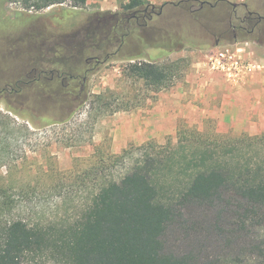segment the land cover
Listing matches in <instances>:
<instances>
[{"label": "rangeland", "instance_id": "374dc122", "mask_svg": "<svg viewBox=\"0 0 264 264\" xmlns=\"http://www.w3.org/2000/svg\"><path fill=\"white\" fill-rule=\"evenodd\" d=\"M178 1L143 0L137 10H147L138 13V20L130 18L128 32L119 31L125 32V38L117 53L105 61L100 57L101 62H87V54L94 51L69 48L61 37H74L88 20L110 14H116L122 24L125 15L135 11L127 6L128 0H85L78 6L66 0L41 10L27 8L18 0H0V89L5 83L30 79L32 73L27 74L33 68L36 72L77 68L80 81L87 72L83 104L67 119L47 126L36 127V96L52 95L50 87L22 86L19 95L10 98L0 92V181L19 186L10 192L15 204L11 216L42 224L77 216L97 185L92 180L95 176L84 184L77 174L90 165L97 147L104 156L147 142L158 149L182 145L190 152L202 148L204 142L213 145L219 137L264 134V118L258 129L247 128L258 132L244 131L247 114L228 99L227 81L202 65L204 53L234 43L264 57L256 44L264 42V23L259 33L247 36L237 20L229 21L228 7L190 13L173 6ZM242 2L264 17V0ZM243 13L238 7L237 15ZM117 45L105 44L96 53H113ZM53 60L58 63L51 64ZM139 60L173 65L171 80L156 89L129 77L127 64ZM94 94L104 95L103 109L92 108ZM123 164L128 163L124 160ZM125 165H111L104 172L114 176ZM183 211V218L167 232L169 250L193 247L203 260L216 264H264L261 227L248 221L241 229L239 210H223L218 218L216 210L192 207ZM23 264L61 263L45 256Z\"/></svg>", "mask_w": 264, "mask_h": 264}, {"label": "trees", "instance_id": "16d2710c", "mask_svg": "<svg viewBox=\"0 0 264 264\" xmlns=\"http://www.w3.org/2000/svg\"><path fill=\"white\" fill-rule=\"evenodd\" d=\"M18 1L41 10L66 0ZM72 2L78 6L85 0ZM142 4L143 0H128L127 6L137 10ZM218 5L229 8V21L237 20L245 35L259 33L264 17L243 3L180 0L173 6L193 13ZM238 7L244 10L241 16L237 15ZM127 17L122 24L116 14L101 20L92 18L74 37L63 35L61 43L94 51L87 54V62H101L100 57L105 61L123 44L125 32L119 31L127 29ZM114 42H118L115 52L96 53ZM172 66L139 60L129 62L125 71L129 77L159 89L171 80ZM86 74L80 81L77 68L36 72V85L52 91L47 97L36 96V127L63 121L83 104ZM105 100L102 94L92 95V108L103 109ZM90 160L77 178L86 184L95 176V192L77 216L60 223H33L11 216L15 204L10 192L19 186L0 181V264H23L45 256L61 264H216L203 260L193 247L182 252L167 247L170 226L183 218V210L192 207L216 210V218L223 210H239L241 229L252 221L264 234V134L219 137L213 145L204 142L202 148L190 152L182 145L158 149L147 142L104 156L103 149L97 147ZM118 163L125 166L117 175L104 172Z\"/></svg>", "mask_w": 264, "mask_h": 264}, {"label": "built area", "instance_id": "2783aa9c", "mask_svg": "<svg viewBox=\"0 0 264 264\" xmlns=\"http://www.w3.org/2000/svg\"><path fill=\"white\" fill-rule=\"evenodd\" d=\"M202 65L221 74L230 85H239L257 72L264 71V60L254 59L246 47L234 43L216 46L203 55Z\"/></svg>", "mask_w": 264, "mask_h": 264}, {"label": "crops", "instance_id": "0c3cea01", "mask_svg": "<svg viewBox=\"0 0 264 264\" xmlns=\"http://www.w3.org/2000/svg\"><path fill=\"white\" fill-rule=\"evenodd\" d=\"M240 3H243L242 0H237ZM244 4V3H243ZM257 46L260 51H264V42L256 41ZM251 46V45H250ZM251 49V47H249ZM254 49V47H252ZM254 50L250 51V55H253ZM256 59H264V57H256ZM229 87V95L228 99H233L232 104L240 105L241 111L246 116V125L244 127V131L249 133H256L258 130H249L248 127L254 125L256 129L261 125L260 121L264 118V71L255 73L252 77L247 79L245 82L239 84L238 86H231ZM234 102V103H233Z\"/></svg>", "mask_w": 264, "mask_h": 264}, {"label": "flooded vegetation", "instance_id": "af4514ba", "mask_svg": "<svg viewBox=\"0 0 264 264\" xmlns=\"http://www.w3.org/2000/svg\"><path fill=\"white\" fill-rule=\"evenodd\" d=\"M143 13V12H140ZM130 18H133L135 20H138V14L133 16V17H127V20H130ZM30 73H32V77L30 79H27L25 81L23 80H17V82L14 83V85L10 84V83H5L3 88L0 89V92H2L4 94L5 97H14L19 95L20 90L22 88V86H30L34 83H36V68H33L30 70V72L27 74L30 77ZM46 73V72H44ZM85 79V77H84ZM18 82H20L22 85L19 86Z\"/></svg>", "mask_w": 264, "mask_h": 264}, {"label": "water", "instance_id": "95a60500", "mask_svg": "<svg viewBox=\"0 0 264 264\" xmlns=\"http://www.w3.org/2000/svg\"><path fill=\"white\" fill-rule=\"evenodd\" d=\"M153 8H154V7H152V9H153ZM146 10H147V8H144V9H142V10H135V11L129 13V14H126V16L133 17V16L137 15L139 12H145ZM160 12H161V10H160Z\"/></svg>", "mask_w": 264, "mask_h": 264}]
</instances>
